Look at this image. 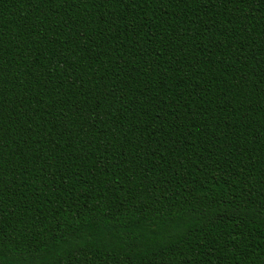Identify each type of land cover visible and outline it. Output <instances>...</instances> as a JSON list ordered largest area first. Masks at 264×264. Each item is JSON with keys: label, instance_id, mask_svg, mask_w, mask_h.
<instances>
[{"label": "trees", "instance_id": "obj_1", "mask_svg": "<svg viewBox=\"0 0 264 264\" xmlns=\"http://www.w3.org/2000/svg\"><path fill=\"white\" fill-rule=\"evenodd\" d=\"M0 264H264V0H0Z\"/></svg>", "mask_w": 264, "mask_h": 264}]
</instances>
